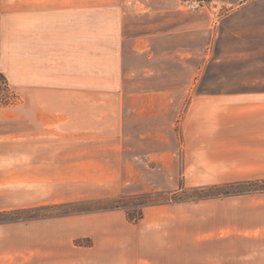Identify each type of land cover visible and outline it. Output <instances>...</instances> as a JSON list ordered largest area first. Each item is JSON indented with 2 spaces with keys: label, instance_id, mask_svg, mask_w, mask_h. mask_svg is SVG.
Listing matches in <instances>:
<instances>
[{
  "label": "crops",
  "instance_id": "1",
  "mask_svg": "<svg viewBox=\"0 0 264 264\" xmlns=\"http://www.w3.org/2000/svg\"><path fill=\"white\" fill-rule=\"evenodd\" d=\"M130 5L0 0V76L20 100L0 106V189L25 195L28 208L142 194L146 178H177L174 150L154 152L148 170L144 150L125 153L127 103L171 96L127 89L149 70L128 59H148L153 44L125 36V19L138 12ZM197 114L209 130L186 139L197 185L264 179V89L195 97L188 122ZM189 152L198 154L191 162ZM31 226L25 262L9 264H264V194L147 205L136 223L113 208Z\"/></svg>",
  "mask_w": 264,
  "mask_h": 264
},
{
  "label": "rangeland",
  "instance_id": "2",
  "mask_svg": "<svg viewBox=\"0 0 264 264\" xmlns=\"http://www.w3.org/2000/svg\"><path fill=\"white\" fill-rule=\"evenodd\" d=\"M130 7L131 12H138L131 13L125 19V36L146 34L152 37L153 44L148 51V59L142 56L128 59L130 67L146 66L149 70L142 73L140 78L131 80L127 89L168 90L171 96L146 97L127 103L129 110L125 111L124 116L125 133L128 136L125 137L129 141L125 153L134 154L129 151L134 148L140 153L144 150L147 153L143 157L148 170V166H155L149 162L154 152L174 150L176 163L172 169H176L177 178L169 180L153 176L146 178L147 187L151 188L145 193L79 202L59 210L38 209L45 206L28 208L25 195L5 192V188H2L0 212L26 209H32L33 212L19 214L20 218L13 222L0 223V264H9L15 258L24 263L29 241L27 229L30 227L31 230V224L40 220L73 215H55L59 212H95L115 209L118 205L126 213L135 216L140 212L143 214V208L147 205L177 202L200 195H218L226 191L224 185L228 184H239L234 189H243L248 188L246 182H264V179H256L216 186L197 185L198 177L194 176L192 169H187L185 149L187 137L189 142H195L202 139V134L209 133L208 129L201 132L203 123L200 122L199 114L195 115L193 124L187 120L188 106L193 98L264 89V0H211L208 11L194 12L182 10L180 0H131ZM8 89L11 102L6 101L7 90L0 88L2 107L9 103H20L14 92ZM212 114L210 121L216 120ZM241 130L242 127L238 126L235 133ZM222 132L232 136L234 131L226 129ZM189 155L191 162L198 154L189 152ZM200 188L205 190L200 192ZM173 190L175 193L172 194ZM43 214L50 217L23 218L26 215ZM34 227L38 229L40 226Z\"/></svg>",
  "mask_w": 264,
  "mask_h": 264
},
{
  "label": "trees",
  "instance_id": "3",
  "mask_svg": "<svg viewBox=\"0 0 264 264\" xmlns=\"http://www.w3.org/2000/svg\"><path fill=\"white\" fill-rule=\"evenodd\" d=\"M0 79L3 80V77L0 76ZM248 188H240V189H234L236 188L235 186H239L235 185V184H228V185H224L225 186V192L223 193H219L216 196H228V195H239V194H245V193H263L264 192V182L260 181L259 183L256 182H246ZM222 187V186H221ZM230 188V189H228ZM200 192H203L205 190V188H200L198 189ZM210 196H214V195H200L196 198H185V199H179L177 202H185V201H190V200H201L203 198H207ZM77 203H69V204H60V205H50V206H45V207H40L38 208L39 210H47V209H54V210H59L61 208L67 207V206H71ZM146 204H144L145 206ZM120 206H115V208H119ZM37 209V210H38ZM107 210V209H105ZM92 211V210H90ZM33 212L32 209H26V210H16V211H7V212H0V223L2 222H13L15 220H18L19 214H29ZM85 212H89V210H83V211H76V212H68V211H63V212H59L56 213L55 215L57 216H62V215H68V214H78V213H85ZM127 215V219L129 220V222L131 223H136L138 220H140L143 216L142 212L138 213V215L132 216L130 213H126ZM45 217H50V215L46 216V215H35V216H24L23 218H25V220H29V219H36V218H45Z\"/></svg>",
  "mask_w": 264,
  "mask_h": 264
},
{
  "label": "built area",
  "instance_id": "4",
  "mask_svg": "<svg viewBox=\"0 0 264 264\" xmlns=\"http://www.w3.org/2000/svg\"><path fill=\"white\" fill-rule=\"evenodd\" d=\"M180 7L184 11H208L211 8V0H180ZM0 88H5L7 90L8 97H6V101L11 102L12 98H10L8 86L2 79H0ZM1 103L2 100L0 99V105ZM10 104L11 103L6 105Z\"/></svg>",
  "mask_w": 264,
  "mask_h": 264
}]
</instances>
